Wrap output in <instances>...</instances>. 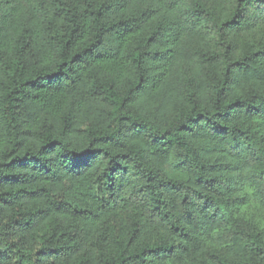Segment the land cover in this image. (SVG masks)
<instances>
[{"label": "trees", "instance_id": "16d2710c", "mask_svg": "<svg viewBox=\"0 0 264 264\" xmlns=\"http://www.w3.org/2000/svg\"><path fill=\"white\" fill-rule=\"evenodd\" d=\"M0 264H264V0H0Z\"/></svg>", "mask_w": 264, "mask_h": 264}]
</instances>
